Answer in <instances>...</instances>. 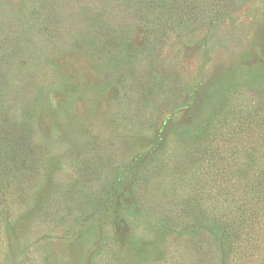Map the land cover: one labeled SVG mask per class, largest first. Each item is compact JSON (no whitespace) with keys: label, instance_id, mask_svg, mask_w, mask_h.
Returning a JSON list of instances; mask_svg holds the SVG:
<instances>
[{"label":"rangeland","instance_id":"374dc122","mask_svg":"<svg viewBox=\"0 0 264 264\" xmlns=\"http://www.w3.org/2000/svg\"><path fill=\"white\" fill-rule=\"evenodd\" d=\"M263 82L264 0H0V135L33 140L0 200V264L191 263L190 222L164 235L154 208L227 140L231 107L264 112Z\"/></svg>","mask_w":264,"mask_h":264},{"label":"trees","instance_id":"16d2710c","mask_svg":"<svg viewBox=\"0 0 264 264\" xmlns=\"http://www.w3.org/2000/svg\"><path fill=\"white\" fill-rule=\"evenodd\" d=\"M90 23L91 27L94 23L92 29L99 30L106 26L102 18ZM258 86L264 87V82ZM261 97L257 95L258 99ZM248 104L237 103L230 108L217 128L226 129L227 140L221 135L216 137L220 143H215L213 152L205 147L197 158L200 168L191 169L190 177L186 178L184 174L181 177L183 183L172 191V204L164 203L154 208L155 212L161 213L158 219L165 216L160 220L168 226L160 227L164 235H174V231L178 230H174L173 226L180 221H187L186 225L190 222L188 237L191 243L184 251L188 252L191 263L188 261L186 264H264V112ZM16 137L11 140L8 136L0 135V184L3 185H0L3 188L0 190V200L8 194L6 191L10 180L7 175L13 174L16 169L12 170L13 163L15 165L17 162L16 156L21 152L25 156L33 141L30 135L22 132ZM221 141L231 143L225 149ZM202 143L201 140L198 147ZM206 151L207 163L202 160ZM26 169L23 173L28 171ZM112 185L110 180H104L92 191L96 199L85 205H90L93 215L90 217V213H84L85 223L95 216V219L100 218L113 191ZM13 193L18 197L23 196L19 185L13 187ZM204 241L208 245L203 249ZM193 242L197 245L196 256L191 254Z\"/></svg>","mask_w":264,"mask_h":264}]
</instances>
